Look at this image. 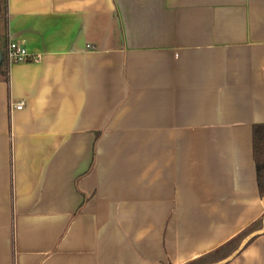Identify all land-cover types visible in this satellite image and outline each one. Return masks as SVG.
Returning a JSON list of instances; mask_svg holds the SVG:
<instances>
[{"label": "crops", "instance_id": "1", "mask_svg": "<svg viewBox=\"0 0 264 264\" xmlns=\"http://www.w3.org/2000/svg\"><path fill=\"white\" fill-rule=\"evenodd\" d=\"M7 28L36 59L0 78V264H215L262 225L264 0H7Z\"/></svg>", "mask_w": 264, "mask_h": 264}, {"label": "trees", "instance_id": "2", "mask_svg": "<svg viewBox=\"0 0 264 264\" xmlns=\"http://www.w3.org/2000/svg\"><path fill=\"white\" fill-rule=\"evenodd\" d=\"M7 29V0H0V52L2 54L0 78L5 80H7L8 65L6 60V50L8 45ZM252 158L255 166L258 194L262 197L264 196V124L255 125L252 128ZM260 227L261 219L252 227L244 231L241 237L250 234L253 230L259 229ZM226 246L227 245H223L213 253H217L218 251L226 248ZM190 264H194V262Z\"/></svg>", "mask_w": 264, "mask_h": 264}, {"label": "built area", "instance_id": "3", "mask_svg": "<svg viewBox=\"0 0 264 264\" xmlns=\"http://www.w3.org/2000/svg\"><path fill=\"white\" fill-rule=\"evenodd\" d=\"M35 56L30 54L25 47L14 42H8L6 50V60L8 63L34 61ZM24 103L22 101L12 104V108L16 110L22 109Z\"/></svg>", "mask_w": 264, "mask_h": 264}, {"label": "water", "instance_id": "4", "mask_svg": "<svg viewBox=\"0 0 264 264\" xmlns=\"http://www.w3.org/2000/svg\"><path fill=\"white\" fill-rule=\"evenodd\" d=\"M1 60H2V54L0 52V64H1ZM262 233H264V218L262 219V225H261V228L259 230L254 231V232L250 233L249 235H247L245 238H243V240L240 242L239 246L236 248V250L234 252H232L227 258H225V259H223L220 262L215 263V264H226L232 258H234L252 238H254L255 236L260 235Z\"/></svg>", "mask_w": 264, "mask_h": 264}]
</instances>
